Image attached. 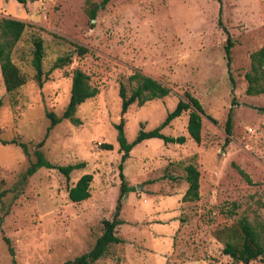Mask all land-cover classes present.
Listing matches in <instances>:
<instances>
[{
	"label": "rangeland",
	"instance_id": "374dc122",
	"mask_svg": "<svg viewBox=\"0 0 264 264\" xmlns=\"http://www.w3.org/2000/svg\"><path fill=\"white\" fill-rule=\"evenodd\" d=\"M84 5L85 0H0V18L28 24L12 50L26 83L10 96L0 72V139L18 138L29 151L0 140V264H74L90 250L120 195L116 124L123 119L131 142L140 129L159 126L186 90L215 122L202 115L197 143L187 132V110L161 129L184 136V142L149 138L133 146L122 169L129 191L117 214L120 242L94 264H244L223 252L222 230L241 216L264 230V95L246 94L244 76L250 53L264 45V0H110L94 20ZM223 27L233 41L229 68ZM34 34L44 44L42 85L31 63ZM70 42L87 51L79 53ZM64 55L70 62L52 68ZM75 69L88 75L98 93L77 106L78 123L65 118L47 133V112L62 115ZM134 73L170 91L121 113L119 85L129 94L137 84L130 80ZM43 138L40 149L48 161L84 167L68 179L56 168L41 167L20 183ZM190 163L200 172L199 198L184 201V168ZM85 173L93 177L90 196L71 201L67 188Z\"/></svg>",
	"mask_w": 264,
	"mask_h": 264
},
{
	"label": "trees",
	"instance_id": "16d2710c",
	"mask_svg": "<svg viewBox=\"0 0 264 264\" xmlns=\"http://www.w3.org/2000/svg\"><path fill=\"white\" fill-rule=\"evenodd\" d=\"M19 3L24 4L25 0H17ZM110 0H85L84 9L90 20H94L97 16V12L104 8ZM219 23L220 20H219ZM28 24L22 20L1 17L0 18V72L2 75L3 83L7 94L13 96L16 91L26 83V75L20 70V68L12 60V50L16 43L21 38L25 27ZM226 31V43L224 45L226 63L229 68L231 62V48L233 41L229 32ZM32 59L31 63L35 69L34 78L39 85L43 84L45 71L43 69V57H44V44L43 40L38 35H32ZM79 53H84L87 48L75 43L70 42ZM250 67L245 72L246 89L245 92L248 95H264V45L258 49L252 51L249 55ZM70 62L69 55L59 56L53 63L52 68L62 67ZM130 80H136V86L131 89L128 94L126 87L123 83H120L118 94L121 99V113L127 112L129 106L132 103L143 105L146 101L161 98L166 96L170 89L163 85L158 80L147 76L142 73H134L130 76ZM98 93L96 86H92L89 83L88 75L81 69H75L72 74L70 97L68 104L61 116H56L54 112L49 111L47 115L51 119V124L47 128L48 131L62 119H70L73 123H78L79 119L74 117V112L79 104L85 100L94 97ZM189 111L187 132L189 136L197 143L201 141V128H202V115H206L209 119L215 122V119L206 114L199 99L195 97L189 91L184 92V98L180 97L173 110L167 113L162 123L156 128L145 131L140 129L137 136L133 141L128 142L123 130V119L116 124L118 129L117 141L119 143V151L121 152V162L119 163L121 188L119 199L115 208L114 216L111 220L105 219L103 221V231L99 237L95 240L93 246L87 252L76 256L72 263L74 264H94L99 258L105 255L108 247L112 243L120 242V238L115 233L117 224L121 223V220L117 217L118 211L121 208L120 199L125 195L129 188L126 186L125 176L122 173L123 162L129 157V152L137 143L149 139L160 138L164 142H184L185 137H173L161 132V129L168 125L173 119L179 117L184 111ZM232 107L227 113L225 120V130L230 133L232 127ZM46 133V134H47ZM3 144L11 143L21 147L25 154H29L28 145L18 138H12L8 141L0 139ZM44 144V138L36 144L34 149L35 159L31 160L25 172L21 174L20 183L34 174L39 168H56L67 179L70 177V173L74 169L84 167V162L68 163L64 165H55L48 161L42 150L40 149ZM103 147L112 149L111 144H104ZM239 173L250 182V178L241 168L236 166ZM185 181L187 182V188L182 196L184 201H193L199 198V176L200 172L198 168L190 163L185 166ZM92 174H83L75 184L68 186L67 193L71 201L79 202L87 199L90 196V182L92 181ZM8 207H4V214L8 212ZM1 222V218H0ZM222 238L224 239L223 252L229 255L236 262H243L244 264H250L252 260L260 259L264 262V230L255 227L246 216H241L238 220L224 228L222 230ZM8 244L10 254L13 256V249L10 245V240L4 238Z\"/></svg>",
	"mask_w": 264,
	"mask_h": 264
},
{
	"label": "water",
	"instance_id": "95a60500",
	"mask_svg": "<svg viewBox=\"0 0 264 264\" xmlns=\"http://www.w3.org/2000/svg\"><path fill=\"white\" fill-rule=\"evenodd\" d=\"M139 188V187H138Z\"/></svg>",
	"mask_w": 264,
	"mask_h": 264
}]
</instances>
